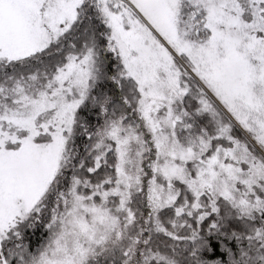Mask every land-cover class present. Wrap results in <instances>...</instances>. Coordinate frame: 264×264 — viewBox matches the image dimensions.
<instances>
[{
  "label": "snow or ice",
  "instance_id": "6c2138e0",
  "mask_svg": "<svg viewBox=\"0 0 264 264\" xmlns=\"http://www.w3.org/2000/svg\"><path fill=\"white\" fill-rule=\"evenodd\" d=\"M0 264H264V0H0Z\"/></svg>",
  "mask_w": 264,
  "mask_h": 264
}]
</instances>
